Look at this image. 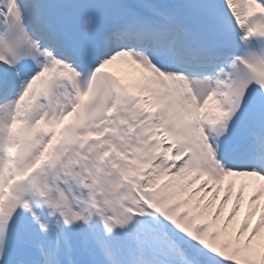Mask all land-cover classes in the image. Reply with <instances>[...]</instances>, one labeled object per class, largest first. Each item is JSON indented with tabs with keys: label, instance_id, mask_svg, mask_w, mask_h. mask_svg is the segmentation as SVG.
I'll list each match as a JSON object with an SVG mask.
<instances>
[{
	"label": "snow or ice",
	"instance_id": "obj_1",
	"mask_svg": "<svg viewBox=\"0 0 264 264\" xmlns=\"http://www.w3.org/2000/svg\"><path fill=\"white\" fill-rule=\"evenodd\" d=\"M0 264H264V0H0Z\"/></svg>",
	"mask_w": 264,
	"mask_h": 264
}]
</instances>
